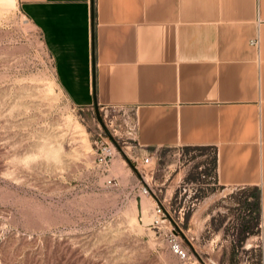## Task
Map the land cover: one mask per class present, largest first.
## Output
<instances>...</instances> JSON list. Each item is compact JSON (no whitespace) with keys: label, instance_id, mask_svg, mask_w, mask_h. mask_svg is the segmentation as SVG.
Returning a JSON list of instances; mask_svg holds the SVG:
<instances>
[{"label":"rangeland","instance_id":"1","mask_svg":"<svg viewBox=\"0 0 264 264\" xmlns=\"http://www.w3.org/2000/svg\"><path fill=\"white\" fill-rule=\"evenodd\" d=\"M97 112L68 101L39 31L17 0H0V264H260L253 187L204 199L210 149L169 148L135 169L121 113ZM143 187L171 194L173 222H155Z\"/></svg>","mask_w":264,"mask_h":264},{"label":"crops","instance_id":"2","mask_svg":"<svg viewBox=\"0 0 264 264\" xmlns=\"http://www.w3.org/2000/svg\"><path fill=\"white\" fill-rule=\"evenodd\" d=\"M17 2L73 106L136 108L140 156L213 150L204 199L257 191L264 264V0Z\"/></svg>","mask_w":264,"mask_h":264},{"label":"built area","instance_id":"3","mask_svg":"<svg viewBox=\"0 0 264 264\" xmlns=\"http://www.w3.org/2000/svg\"><path fill=\"white\" fill-rule=\"evenodd\" d=\"M251 45L253 46H257V38L254 37L252 40H250L249 42ZM100 109H103L104 111H107V109H110L112 111L115 112H120L122 115V123L124 125L128 126L129 129V134H131L130 140H132L133 142H135L134 144L137 143L136 138L133 137V133L136 132L137 127H138V121L136 119V117L134 116V113L131 109H126L124 107H99ZM124 108V109H122ZM153 156L155 155H144V156H140V161H137V156L132 157L130 155H128V159H130V161H132V166L137 169V167L140 165H142V167H148L153 159ZM143 193L148 194L155 203V206L153 207V215L155 217V222L156 223H160L163 220H170L172 221L171 216L169 215V213L165 210V208L163 207V203L165 202V199L163 197L158 198L153 191L146 190L145 187H143ZM168 203V202H167ZM173 222V221H172ZM171 251L179 256V257H183L184 256V252L181 249L179 243H177L176 241L173 240V242L171 243ZM261 264V261H260Z\"/></svg>","mask_w":264,"mask_h":264},{"label":"water","instance_id":"4","mask_svg":"<svg viewBox=\"0 0 264 264\" xmlns=\"http://www.w3.org/2000/svg\"><path fill=\"white\" fill-rule=\"evenodd\" d=\"M93 109L95 111V115H96V118L99 120V122L101 121L100 118H99V115H98V112H97V107L93 104Z\"/></svg>","mask_w":264,"mask_h":264},{"label":"trees","instance_id":"5","mask_svg":"<svg viewBox=\"0 0 264 264\" xmlns=\"http://www.w3.org/2000/svg\"><path fill=\"white\" fill-rule=\"evenodd\" d=\"M255 202H256V200H255Z\"/></svg>","mask_w":264,"mask_h":264}]
</instances>
